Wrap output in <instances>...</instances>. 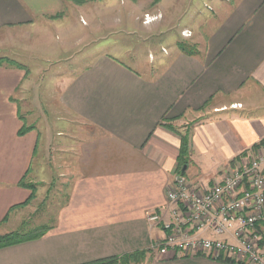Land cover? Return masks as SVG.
Returning a JSON list of instances; mask_svg holds the SVG:
<instances>
[{"label":"crops","instance_id":"crops-1","mask_svg":"<svg viewBox=\"0 0 264 264\" xmlns=\"http://www.w3.org/2000/svg\"><path fill=\"white\" fill-rule=\"evenodd\" d=\"M82 1L0 0V235L16 231L35 211L37 188L48 182L30 178L37 153L55 156L66 203L40 238L0 249V264H91L142 251L143 264H237L150 252L165 232L148 224L147 215L168 222L166 195L174 184L211 186L264 140V0H164L160 26L179 20L191 33L181 37L187 51L161 48L165 66L156 67L149 54L153 63L138 64L140 72L105 51L102 34L109 27L161 33L156 21L143 25L141 7L116 25L108 13L90 16L77 39V11L114 0ZM41 90L52 116L74 125L73 142L40 148L30 107ZM169 126L188 137L181 172L180 137ZM22 128L28 131L18 135Z\"/></svg>","mask_w":264,"mask_h":264},{"label":"built area","instance_id":"built-area-1","mask_svg":"<svg viewBox=\"0 0 264 264\" xmlns=\"http://www.w3.org/2000/svg\"><path fill=\"white\" fill-rule=\"evenodd\" d=\"M155 20L145 15L142 24ZM166 198L168 222H162L156 212L147 215L148 224H161L165 232L150 251L163 256L264 264V147L239 156L219 182L208 186L181 179ZM204 232L213 237H202ZM223 236L234 243L220 239Z\"/></svg>","mask_w":264,"mask_h":264},{"label":"rangeland","instance_id":"rangeland-1","mask_svg":"<svg viewBox=\"0 0 264 264\" xmlns=\"http://www.w3.org/2000/svg\"><path fill=\"white\" fill-rule=\"evenodd\" d=\"M108 2V5L104 7L99 4L89 5L87 9L77 11V17L79 19L78 21L80 22L79 26L76 28L77 39L83 38L86 34L85 27H82L80 25L85 24L84 21L86 20V17L93 16L99 18L102 14L108 13L107 16L109 18L110 23L116 25L120 20L128 18L129 16H132L137 11H139L137 9L138 7H141L142 9L140 11L142 22L144 20V16L149 15L150 17L156 18L155 25L164 26V0H114ZM160 2L161 4H159ZM127 5L129 6V8L125 9V6ZM121 9H124L125 11H121ZM82 19H84V21ZM71 20L73 21L74 19ZM155 21H153L152 23H154ZM173 21L175 22L176 20H171V22ZM177 22H175L174 25L169 29L161 28L162 26H160L159 28H161L162 32L157 34H145L144 32H140L138 30H136L135 33H131L130 31L133 29L132 27L128 28L131 29L129 30V32H127L128 30L121 31L116 27H109L106 32H103L102 35H105L106 33L107 36H105V39H103V42L101 43L104 50L106 49L105 51H107L111 55H116V57H118V60L139 72L141 71L139 70V68L141 67L138 68V64H142L144 68L149 67V64L153 63V60L151 61L149 59V54L155 57L154 65L162 69L165 66V50L170 52L174 50L175 45H177L178 48L179 45L187 47L186 44H183V39H181V37L185 36L184 38H189L191 33L187 31H182L183 28L181 23H179L180 21L178 20ZM145 37L148 39V43L141 41V38ZM115 47L123 49L126 53L123 55L116 54V52H114L116 49ZM81 48V45L78 46V49ZM161 48H164L165 50ZM2 55L4 54L0 52V56ZM77 61L78 65L76 66L79 70L83 67L82 63L84 62H82L80 58H78ZM157 61H161V64L158 65ZM43 77L47 78V76H40V80L42 81L41 83L43 86H45L46 80L43 81ZM42 92V90L38 91L39 96L37 97V100L35 99V94L33 95L35 101L33 102L34 104L31 103L30 107L33 112L32 118L36 120L34 124L39 129V132L42 136L40 148L43 143H50L53 146L58 141H65L67 144L73 142L70 136L72 135V133L76 132V130L72 127L74 125L69 124L67 121H62V119H60V121L58 122L56 117L52 116L51 108H49L50 106H52V104L46 96L42 97ZM43 95L45 94L43 93ZM58 130L65 131L64 136L60 138L56 136ZM54 157L55 156L53 155V153L49 156H42L39 153L35 155V158L32 163V172L30 178L41 177L48 182L44 187L40 186L37 188L39 193V199L35 205L36 208L34 213L32 215L26 213L27 215L23 216L22 218L23 223L20 224L21 226H19L16 231H12L8 234H18L22 237H28L37 232L46 233L48 229L47 227L52 226L54 221L57 219L59 209L64 204H66L64 202V197L60 196V194L58 193V171L56 170V166L54 168ZM42 163L44 164V170L39 172L36 169ZM53 182L55 185L54 187L52 186ZM150 252L155 253L153 251ZM143 261L144 259L136 264H143Z\"/></svg>","mask_w":264,"mask_h":264},{"label":"trees","instance_id":"trees-1","mask_svg":"<svg viewBox=\"0 0 264 264\" xmlns=\"http://www.w3.org/2000/svg\"><path fill=\"white\" fill-rule=\"evenodd\" d=\"M73 1L78 5L85 3V1H82V0H73ZM97 1H101V0H97ZM179 48L183 52H185L187 50V47H185L183 45H179ZM167 128L169 130H171L172 132L178 134L180 137V149H179L178 163L181 167V169H180V172H181L182 168L187 165V157H188V149H189L188 148V137H187V134H185V135L179 134L176 130H174L170 126ZM27 131H28V129L22 128L18 132V135H23ZM261 146H264V140H262L258 145L253 146V149L255 150L257 148H260ZM20 186H23V184H20ZM25 187L31 191V194L29 197V201H31L35 195V186L30 184V185L25 186ZM43 234H44V232H37V233L32 234L28 237H22V236H19L18 234H6L3 236H0V249L5 248V247H9V246H12L15 244H19L22 242L36 240V239L40 238ZM145 254H146V252H144V251L134 252L132 254H126V255H123V256L118 257V258L112 257V258L100 260V261H97V262H94L91 264H115V263L136 264V263H139L140 261H142L144 259ZM220 262L233 263L231 261H220Z\"/></svg>","mask_w":264,"mask_h":264},{"label":"water","instance_id":"water-1","mask_svg":"<svg viewBox=\"0 0 264 264\" xmlns=\"http://www.w3.org/2000/svg\"><path fill=\"white\" fill-rule=\"evenodd\" d=\"M185 168H186V167L184 166L182 171H184V170H185Z\"/></svg>","mask_w":264,"mask_h":264}]
</instances>
